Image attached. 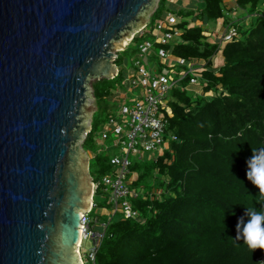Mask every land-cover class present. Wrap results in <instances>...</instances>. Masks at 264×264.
<instances>
[{
    "label": "trees",
    "instance_id": "obj_1",
    "mask_svg": "<svg viewBox=\"0 0 264 264\" xmlns=\"http://www.w3.org/2000/svg\"><path fill=\"white\" fill-rule=\"evenodd\" d=\"M169 1L158 0L149 32L134 36L115 66L132 61L137 45L151 39L153 24L171 14L181 34L165 50L176 58L206 61L212 69L201 71L200 84L213 96H189L187 79L171 90L167 133L175 140L155 160L130 167L126 182L137 196L129 201L138 217L101 215L99 221L109 223L94 263L88 264H257L264 250L252 251L243 240H234L238 220L247 219L244 207L264 206V196L246 177V161L264 147V10H257L262 0H233L236 10L256 19L244 32L237 28L239 37L223 47L211 42L202 26H190L184 18L203 24L223 19L224 26L231 14L224 0H199L197 10L171 9ZM219 50L223 64L217 69L211 62ZM124 78L120 69L114 79L95 81L96 104L126 86ZM109 115L108 109L97 108L81 143L93 155L88 172L94 181L112 170L95 141ZM97 205L109 211L106 201Z\"/></svg>",
    "mask_w": 264,
    "mask_h": 264
},
{
    "label": "water",
    "instance_id": "obj_2",
    "mask_svg": "<svg viewBox=\"0 0 264 264\" xmlns=\"http://www.w3.org/2000/svg\"><path fill=\"white\" fill-rule=\"evenodd\" d=\"M158 0H0V264H82L85 151L115 53Z\"/></svg>",
    "mask_w": 264,
    "mask_h": 264
},
{
    "label": "built area",
    "instance_id": "obj_3",
    "mask_svg": "<svg viewBox=\"0 0 264 264\" xmlns=\"http://www.w3.org/2000/svg\"><path fill=\"white\" fill-rule=\"evenodd\" d=\"M148 23L137 35L142 36L149 32ZM176 23V17L171 14L167 15L164 21H156L151 30L153 31L151 39L142 40L137 45V52L132 60V74L126 76L124 83L127 91L138 90L139 95L131 100H124V97L118 109L110 111L111 115L99 127L97 151L108 155L112 170L97 181L89 175L93 185L92 204L82 217L80 231L81 243L90 241L91 247L83 253L79 246L77 252L82 264L94 263L95 254L109 223H101L99 217L92 216V211L100 209L95 198L105 199L106 194L105 201L109 205L108 213L111 218L114 215H120L124 220L138 217V212L129 201L130 198L137 196L126 182L129 169L134 163L144 161L142 158L144 153L159 151L162 154L167 144L175 140V136L167 133V117L171 114L169 106L171 90L186 79L188 80L186 89L202 81L200 75L201 71L205 70V62L197 63L176 58L164 48L180 37L181 32L174 28ZM234 25V22L229 21L223 26L220 38L215 35L219 45L239 37L237 26ZM121 52L123 50L115 53L114 60ZM153 57L158 61L154 67L151 66ZM116 68L119 72L118 67ZM117 75L118 73L115 77ZM194 93L203 97L213 96L212 91ZM89 128L91 130V126ZM110 136L112 151L106 144ZM259 261H264V255L257 259V262Z\"/></svg>",
    "mask_w": 264,
    "mask_h": 264
},
{
    "label": "rangeland",
    "instance_id": "obj_4",
    "mask_svg": "<svg viewBox=\"0 0 264 264\" xmlns=\"http://www.w3.org/2000/svg\"><path fill=\"white\" fill-rule=\"evenodd\" d=\"M195 4H197L198 7H201V3L200 2H196ZM227 7H228L227 9L229 11L235 13V15H234L235 18L236 17H239V16H242L243 14L245 15V18L236 21V23L238 24V26H240V29H241L242 32L246 31L248 28H250L251 25H253L255 23V19H256V15L255 14H252L251 16H248V15H246L247 12L245 14V12H243L240 9H237L236 10L237 7H236V5H235L234 2L228 4ZM257 10L263 12V10H264V0H262L261 3L258 5ZM151 15H150V17H151ZM222 26H223V19H219V20H217L215 22L208 23L207 26H205L204 28L205 29H210L211 28L213 30L214 34H217L218 35V38H220V35L222 33V29H223ZM147 30L149 31V28ZM209 37H210V35H209ZM213 42H215V43H217L219 45V41L218 40H217V42L213 40ZM220 46L223 47L224 46V43L220 44ZM118 51H120V50H118ZM119 55L120 56H123L121 53H119ZM151 61H152V58H151ZM222 64H223V59H222L221 51L219 50L214 55V57L212 58L211 66H213V68H218ZM131 65H132V61L128 59V61H126V63L124 65H121L119 67L117 66V67H118V70L122 69V72L124 73V76L126 77L127 75L132 74V67H131ZM151 66L154 67L155 66L154 63H152ZM93 83H94L93 80H90L89 83H88V86L91 89V95H92L91 85ZM194 87H196V89L199 90L200 87H201V84L198 83ZM194 87H191V86L188 87L186 89V93L189 96L201 97V96H199V95H197V94H195L193 92V88ZM116 91H119V92L114 93L111 99L103 102V104L102 103H100L99 105L96 104L97 105V108H99V107L100 108H106V109H108V111H114V110L118 109V106L123 101L124 96H125V99L124 100H131V99H133V98H135L136 96L139 95L138 90L127 91L126 86H124V84H123V88L122 89L121 88H117ZM204 97L205 98H208L210 96H204ZM92 98L94 99V97H92ZM90 124H91V122H90ZM97 140H98V136L96 137L95 141H97ZM111 140H112V136H110L109 140H107V142H106V144L110 147V151L113 150L112 149ZM160 154H161V152H159V151H153V152H150V153H144L142 155V158H143L144 161L145 160H155ZM85 157L87 159V164H88L90 158L92 157V154L89 153V152H87V151H85ZM106 197L107 196L105 194V199H100V198L98 199L96 197L95 200L96 201H100L101 203H104L105 200H106ZM104 209H106V208H103V209L102 208L95 209L94 212H93V214H92V216L100 217L101 214H102V211ZM108 215H109V213H108ZM117 217L118 216H115L114 218L117 219ZM90 247H91V242L90 241H84V242H82L81 245H80L81 252L84 253L85 251H88L90 249ZM85 264H88V262H86Z\"/></svg>",
    "mask_w": 264,
    "mask_h": 264
},
{
    "label": "clouds",
    "instance_id": "obj_5",
    "mask_svg": "<svg viewBox=\"0 0 264 264\" xmlns=\"http://www.w3.org/2000/svg\"><path fill=\"white\" fill-rule=\"evenodd\" d=\"M246 164L247 179L259 189V196H264V147L254 150ZM244 208L247 219L241 217L238 220L234 241L243 240L252 251L257 248L264 250V206L257 208L250 205ZM257 264H264V261Z\"/></svg>",
    "mask_w": 264,
    "mask_h": 264
},
{
    "label": "crops",
    "instance_id": "obj_6",
    "mask_svg": "<svg viewBox=\"0 0 264 264\" xmlns=\"http://www.w3.org/2000/svg\"><path fill=\"white\" fill-rule=\"evenodd\" d=\"M171 1H173L171 4H170V6H169V8H171V5H172V7L173 8H171V9H175V10H177V9H179V8H181V9H186V10H197V8H198V6H197V4H195L196 2H200L199 0L197 1V0H170L169 2H171ZM224 3L228 6V4H230V3H233V0H224ZM155 10V9H154ZM154 12V11H153ZM243 12H246V11H244L243 10ZM246 14V13H245ZM234 15H235V13L234 12H231V14H230V17H229V19H230V21L231 22H234L235 24H236V21L237 20H240V19H243V18H245V15L243 14L242 16H239V17H234ZM246 15H248V16H251V15H249L248 13L246 14ZM242 17V18H241ZM233 20H232V19ZM184 20L185 21H187L188 23H189V25L190 26H202L203 28L205 27V26H207V24H203V23H201V22H199V21H196V22H193L192 21V18L191 17H187V18H184ZM149 21H150V18H149ZM148 21V22H149ZM236 26H237V28L238 29H240V26H238V24H236ZM223 27V26H222ZM204 30H205V35H210V37H209V39H210V41L211 42H213V40L214 41H216L217 39H216V34H214V32H213V30L210 28V29H205L204 28ZM222 31H223V29H222ZM213 39V40H212ZM217 42V41H216ZM225 44V43H224ZM155 58V57H154ZM154 58H152V61H151V64L153 63V60H154ZM156 59V58H155ZM156 61H157V59H156ZM203 62H205L206 63V65H207V62L206 61H204V60H197V63H203ZM158 64V61L156 62V63H154V65L156 66ZM204 66V68H205V70L206 69H212V67H207V66ZM220 67V66H219ZM218 67V68H219ZM217 68V69H218ZM195 91H202V88L200 87V89L199 90H197L196 89V87H194L193 88V92H195ZM125 97V96H124ZM92 157H93V155H92ZM91 157V158H92ZM90 158V159H91ZM108 213V211L107 210H103L102 211V214L101 215H104V214H107Z\"/></svg>",
    "mask_w": 264,
    "mask_h": 264
},
{
    "label": "bare ground",
    "instance_id": "obj_7",
    "mask_svg": "<svg viewBox=\"0 0 264 264\" xmlns=\"http://www.w3.org/2000/svg\"><path fill=\"white\" fill-rule=\"evenodd\" d=\"M80 244H81V236H80L79 241H78V243H77V245H76V250H77V251H78V248H79Z\"/></svg>",
    "mask_w": 264,
    "mask_h": 264
}]
</instances>
